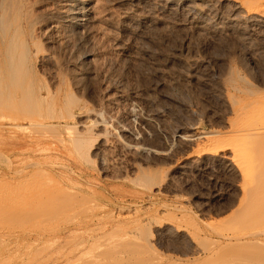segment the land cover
<instances>
[{
  "label": "rangeland",
  "instance_id": "obj_1",
  "mask_svg": "<svg viewBox=\"0 0 264 264\" xmlns=\"http://www.w3.org/2000/svg\"><path fill=\"white\" fill-rule=\"evenodd\" d=\"M27 1H30V10L28 6L25 7ZM60 1H22L23 7L32 14L31 17L34 16V21L36 20L38 24L34 22L35 26H38L34 30L36 33L32 30L34 29L32 24L30 31L27 30L21 36L28 43V54L26 53V62L23 64L26 71L22 66L24 79L26 72L29 73L26 78L30 80L25 81H32V85L36 84L37 87H35L42 89L44 93L51 89V93L55 92V95L43 93L46 100L40 103L39 116L38 112L37 117L33 116L31 120L33 124L28 119L9 120L7 115L11 117L13 113L12 117H14L13 105L11 107L8 105L12 104V101L7 102L8 104L6 101L5 104L2 102L6 109L0 106V264H224L223 257L220 261L218 254L224 256L222 253L226 251V254L229 252L228 259H225L228 264L231 261V264L242 262V264H264V220L257 216L253 220L239 221L235 217L233 220L237 221L232 219L229 221L226 217L234 208L228 206L230 201L239 192L237 186L235 188L237 181L231 173L218 164L188 162L179 169L175 166L173 161L175 159L152 158V160L150 157L149 161L145 162L147 166L144 162L140 161V163L146 169L148 166L151 170L159 169L161 175H166L167 180H161L157 187L153 182L144 184L138 180H129L133 179L130 171L133 160L136 161L135 158L119 148L110 140V133L108 131L106 133L92 121L93 113L98 112L97 114L104 121L110 122L111 119L126 121L128 127L132 126L131 130L136 128L138 131L144 126L137 122L139 120L137 116L140 117L141 113L148 111L149 114L160 111L162 117L168 120L164 117L158 118L157 121L153 119L155 124H153V131L150 130L149 139L152 143L155 141V145L158 143L160 145V141L164 140L162 136L164 127V130H174L176 127L189 128L193 127L194 123L196 126L197 121L200 128L223 131L225 127L222 120L233 117V113L225 109L223 99L229 97L228 101L238 100L240 102L236 103L235 107H239L238 105L244 104L241 100L243 92L248 93L251 92L250 90L264 92V26L260 24L252 26L240 16L230 15L232 14L231 5L225 6L222 3L219 5L218 0H209L213 3V5L210 4V12L206 5L191 6L184 3V0H101L104 11L100 13L97 10L101 14L96 12L100 17L97 16L99 20L91 19L77 26L71 20L63 16L62 19L59 16L58 11L61 9L59 7L62 5ZM240 1L245 7L258 8V13L264 15L263 6L255 5L259 0ZM228 13L230 16L227 15ZM36 16L40 19L37 20ZM1 17L0 11V19ZM13 25L16 24L9 27L7 35L0 36V47L3 45L1 37L5 41L16 36V40L20 38L17 25L14 26L15 28ZM11 28L14 32L18 31L15 33H18L16 36H12L14 33ZM30 32L35 33L34 36L31 34V37H35L37 43L41 41V44L36 43L35 47L33 45L30 47V44H33V42L30 43L33 39H29ZM4 48L0 50L2 51L0 52V71L5 70V67L6 71L8 70L6 66L8 60L3 57L5 56ZM6 58H8L7 54ZM4 70L0 74L1 79L8 72L4 74ZM60 71H62V77ZM135 91L146 100L148 99V105L140 106L133 96L129 97ZM67 93H70V96ZM0 94L3 93L0 92ZM263 94L262 98H264ZM253 95L249 98L257 97ZM65 97L67 101L70 100L69 98L78 100V104L82 106L70 109L75 115L66 111L72 114L66 119L65 116L68 114L65 115L63 112L65 110H62V108L69 109ZM0 98L5 99L4 95ZM2 99L0 101H3ZM57 99L60 104L56 102ZM132 100L139 106L135 102L133 104ZM62 101L64 105H67L65 108L63 104L61 105ZM258 101L262 102L261 98L255 99L256 103ZM261 102L262 105L264 101ZM55 103L62 108L57 107ZM46 105H48L47 109L44 108ZM7 106L13 111H10ZM147 107L148 111H146ZM52 109L56 111V114L52 113ZM105 110L108 111L107 116ZM135 110L139 111V114ZM130 111L133 116L129 115ZM16 112L17 117L18 112ZM47 117L50 120L53 118L52 121H49ZM154 120L160 123L156 125ZM91 124L93 125L90 126ZM41 125H44L45 129H42ZM66 125H69L70 129ZM81 127H86L89 132ZM84 130L91 135H85ZM157 132L160 137L162 136V140L160 138L157 140L155 137ZM77 135L83 136L82 138L92 136L89 144L81 148L85 153L71 142L74 138H80ZM103 138L108 140L106 145L108 148L100 146ZM74 149H78L79 152ZM188 151L192 152V149ZM96 153L104 155L106 159L104 163L109 162L104 165L99 164ZM25 166H28L29 174H31H28L30 176H27L28 178L21 175L24 169L21 170V168ZM128 169L130 173L127 172ZM32 170L38 174H33ZM113 173L116 174L113 175ZM123 175H127V178ZM35 177L37 181L33 180ZM22 181L24 184L28 181L29 188L23 185ZM45 183L48 184L45 185ZM30 186L37 190L33 191ZM24 188H28L27 191H23ZM21 193L30 197L28 202H24ZM43 201L46 203L44 204ZM35 204L38 206L33 209ZM176 216L179 219L175 218ZM225 217L226 222L223 221ZM153 221H157L160 226L175 227L172 229L170 227L172 231L167 232L154 231ZM252 221L256 222L255 225L251 224ZM215 222H219V225ZM223 222L228 224L229 232H231L230 229L246 234L260 229L262 232L255 237L242 236L237 240L232 239L243 244L237 245L239 243L229 241L215 233V227H220ZM246 223L251 226L247 227ZM136 228L140 230V234H148L150 243L144 246L140 244L142 247L135 244L137 242L130 243L139 234ZM176 229L182 231H176ZM130 234L131 236L134 234V237L132 238ZM201 244L205 246L201 247ZM135 250L138 252H134ZM211 251L216 254L212 252L211 255ZM256 253L259 254L258 257ZM250 254L252 257H249ZM214 256L216 257L212 261ZM239 257L240 261H238Z\"/></svg>",
  "mask_w": 264,
  "mask_h": 264
},
{
  "label": "bare ground",
  "instance_id": "obj_2",
  "mask_svg": "<svg viewBox=\"0 0 264 264\" xmlns=\"http://www.w3.org/2000/svg\"><path fill=\"white\" fill-rule=\"evenodd\" d=\"M22 1L23 0H0V11L2 12V17L0 19V36H2L3 34L7 35V31L9 30V27L12 25V24H16L17 27H18V31H19V37L18 40L17 39V34H15L16 32L18 31H15L12 29L14 26L16 25H13V27L11 28L14 35L12 36H16L11 38V39H7L6 41L4 40V38L2 39L1 37V42L3 40V45L0 47V50L5 47V56L3 55V57H5L6 60V66H7V71H6V67H5V70L4 69H1L2 71L4 70V74H6V76L4 74H2V76L4 75L5 77L1 79V75H0V92L3 93V94H0L1 95H4L5 99H2L0 98V100L2 99L3 101H0L1 104L0 106L3 107V109H6L4 108V106L2 105L5 101L6 103L9 102V101H12L11 103L12 104H8L10 105V107L12 106V109L14 110V117L13 116V113L11 115V117L8 116L9 120H12V121H22V120H26L28 119L29 121L32 120L33 116L36 115L37 117V114L39 116V107L41 106V102L44 100L45 102V95H51V94H54L55 95V92L51 93L52 91L48 90L47 93H44V91L40 88H36V84L35 85H32V81L28 82V81H25L26 79L28 80L29 78H26V75H29V73L27 74L26 72V75H25V79H24V70L23 68L25 69L26 67L23 65L26 61V53L28 52V43L26 41V39L22 38L21 36L25 34V32L27 30L30 31V28L34 26V29L32 28L33 32H35V24H36V20L34 21V16L31 17L32 14L29 13V11L27 9H25L23 7V4H22ZM25 1V0H24ZM37 1V0H36ZM40 1V0H39ZM62 1V5L61 7H59L60 11H58L60 13L59 16H63V18H66L67 20H71L74 24H76L77 26L78 25H83L85 24L88 20H91V19H97V14L96 12L98 13V11H104L102 10V7L103 4H101V0H61ZM60 1V2H61ZM165 1V0H164ZM173 1V0H172ZM176 1V0H175ZM213 1V0H212ZM212 1H209V0H184V3H188L189 5L191 6H199V5H206L207 6V10H209V7H210V4L213 5ZM220 3L219 5L222 3L224 4L225 6H227L228 4L231 5V13H228L227 15H236V16H240L243 20H245L246 22H249L252 26H254V24H260L261 26H264V15H260L258 13V8H252L251 7H245L244 3L241 2L240 0H218ZM217 1V2H218ZM244 1V0H243ZM260 1V0H259ZM255 4V5H258V6H263L264 8V2L260 1V3ZM32 2V1H31ZM46 2V1H45ZM104 2V1H102ZM211 2V3H210ZM38 3V2H37ZM40 3V2H39ZM42 3V2H41ZM254 3V2H253ZM28 4V5H26ZM25 4V7L27 8L28 6V9L31 8V6H29L30 4V1ZM43 4V3H42ZM40 4V5H42ZM54 4V3H53ZM61 4V3H60ZM59 4V5H60ZM227 4V5H226ZM260 4V5H259ZM37 5V4H36ZM52 5V4H51ZM102 5V7H101ZM185 5V4H184ZM187 5V4H186ZM228 5V6H229ZM248 5V4H247ZM254 5V7H255ZM33 6V5H32ZM38 6V5H37ZM169 6V5H168ZM223 6V5H221ZM256 6V7H258ZM34 7V6H33ZM173 7V6H172ZM36 8V7H35ZM46 8V7H45ZM49 8V7H48ZM101 8V9H99ZM220 8V7H219ZM227 8V7H226ZM34 9V8H33ZM43 9V8H42ZM57 9V10H59ZM30 10V9H29ZM46 10V9H45ZM98 10V11H97ZM33 12V10H31ZM30 11V12H31ZM42 11V10H41ZM40 11V13H41ZM211 10H209L208 12H210ZM49 12V11H48ZM47 12V13H48ZM57 12V11H56ZM109 12V11H108ZM123 12V11H122ZM121 12V13H122ZM149 12V11H148ZM197 12V11H196ZM207 12V11H206ZM216 12V11H215ZM38 13V12H37ZM58 13V14H59ZM101 13V12H100ZM98 13V14H100ZM107 13V11H106ZM120 13V14H121ZM173 13V12H172ZM39 14V13H38ZM37 14V15H38ZM42 14V13H41ZM114 15V13H112ZM133 14V13H132ZM189 14V13H188ZM214 14V13H213ZM220 14V13H218ZM36 15V13H35ZM101 15V14H100ZM137 15V14H136ZM229 15V16H230ZM96 16V18H95ZM107 16V15H106ZM116 16V15H115ZM133 16V15H132ZM212 16V15H211ZM222 16V15H221ZM40 17V16H39ZM43 17V16H42ZM54 17V16H53ZM99 17V16H98ZM102 17V16H101ZM214 17V16H213ZM232 17V16H231ZM37 19V16L35 17ZM58 18V17H57ZM60 18V17H59ZM62 18V19H63ZM100 18V17H99ZM105 18V16H104ZM144 18V17H143ZM164 18V17H163ZM226 18V17H224ZM237 18V17H236ZM235 18V19H236ZM40 19V18H39ZM37 19V20H39ZM54 19V18H53ZM135 19V18H134ZM133 19V20H134ZM223 19V18H222ZM234 19V18H233ZM56 20V19H55ZM99 20V19H97ZM104 20V19H102ZM129 20V19H128ZM228 20V19H227ZM232 20V19H230ZM46 21V20H45ZM105 21V20H104ZM110 21V20H109ZM114 21V19H113ZM217 21V20H216ZM236 21V20H235ZM21 22H23L21 24ZM35 22V24H34ZM55 22V21H54ZM61 22V21H60ZM111 22V21H110ZM116 22V21H115ZM220 22V21H219ZM19 23V24H18ZM38 23V22H37ZM42 23V22H41ZM114 23V22H113ZM118 23V22H117ZM192 23V22H191ZM228 23V22H227ZM226 23V24H227ZM33 24V26H31ZM91 24V22H90ZM94 24V23H92ZM184 24V23H183ZM215 24V23H214ZM218 24V23H216ZM235 24V23H234ZM20 25V26H18ZM38 25V24H36ZM40 25V24H39ZM42 25V24H41ZM68 25V24H67ZM72 25V24H70ZM92 26V25H91ZM90 26V27H91ZM100 26V25H99ZM227 26V25H226ZM257 25H255L256 27ZM260 26V27H261ZM16 27V28H17ZM38 27V26H37ZM36 27V29H37ZM49 27V26H48ZM68 27V26H67ZM101 27V26H100ZM217 27V26H216ZM230 27V26H229ZM234 27V26H233ZM15 28V27H14ZM89 28V27H88ZM263 28V27H262ZM39 29V28H38ZM45 29V28H44ZM64 29V28H63ZM109 29V28H107ZM175 29V28H174ZM17 30V29H15ZM100 30V29H99ZM188 30V29H186ZM28 31V33H29ZM7 32V33H6ZM31 33L28 34L30 35L29 39H31L32 41L30 43L33 42V44H30V47L31 45H33V47H35L34 45H36V41H35V37H31V34L32 36H34L33 34L35 33ZM42 32V30H41ZM45 32V31H44ZM87 32V31H86ZM261 33V32H260ZM225 34V33H224ZM11 35H9V37H12ZM94 36V35H93ZM5 37V36H3ZM8 37V36H6ZM37 38V37H36ZM228 38V37H227ZM229 39V38H228ZM34 41H35V44H34ZM255 41V40H254ZM41 42V41H40ZM40 42H38L39 44H41ZM62 42V41H61ZM37 43V44H38ZM59 43V42H58ZM84 43V42H83ZM1 44V43H0ZM43 47V46H42ZM108 48V47H107ZM21 51H20V50ZM36 49V48H34ZM45 49V48H44ZM20 51V52H19ZM32 51V50H31ZM39 49L36 50V52L38 53ZM48 51V50H47ZM46 51V52H47ZM2 52V51H0ZM32 53V52H31ZM3 54H4V51H3ZM6 54H7V57L9 58H6ZM28 54V53H27ZM36 54V53H35ZM47 54V53H46ZM50 54V53H49ZM53 55V54H51ZM49 56V55H48ZM84 56V55H83ZM29 57V56H28ZM41 57V56H39ZM38 57V59H39ZM47 57V56H46ZM55 57V56H54ZM53 57V58H54ZM95 57V56H94ZM52 58V57H51ZM4 59V58H3ZM4 59V60H5ZM55 59V58H54ZM118 59V58H117ZM40 60V59H39ZM42 60V59H41ZM50 60V59H49ZM97 60V59H96ZM47 61V59H46ZM53 61V60H52ZM55 62V61H54ZM96 62V61H95ZM5 63V61H4ZM28 63V62H27ZM89 63V62H88ZM257 64V63H256ZM93 65V64H92ZM101 65V64H100ZM22 66H24L22 68ZM4 67V66H3ZM95 67V66H94ZM28 68V67H27ZM56 69V68H54ZM90 69V68H89ZM88 69V70H89ZM95 69V68H94ZM226 69V68H225ZM62 70V69H61ZM91 70V69H90ZM103 70V69H102ZM243 70V69H242ZM0 71V74L1 72ZM26 71V69H25ZM87 71V70H86ZM230 71V70H229ZM229 71L227 73H229ZM60 76L62 77V71H60ZM105 72V71H104ZM72 73V71H71ZM74 73V72H73ZM78 73V72H77ZM64 74V72H63ZM70 74V72H69ZM75 76V74L73 75ZM83 76V75H82ZM93 76V75H92ZM91 76V77H92ZM29 77V76H28ZM72 77V76H71ZM79 77V76H78ZM99 77V76H98ZM75 78V77H73ZM252 78V77H251ZM54 80V78H52ZM77 79V77H76ZM84 79V77H83ZM82 79V80H83ZM91 79V78H90ZM30 80V79H29ZM60 80V79H59ZM67 80V79H66ZM80 80V79H79ZM62 81V80H61ZM78 81V79H77ZM32 82V83H31ZM91 82V81H90ZM115 82V81H114ZM70 83V82H69ZM75 83V82H74ZM77 85V83H75ZM83 84V83H82ZM256 84V83H255ZM263 84H264V81H263ZM71 85V84H70ZM36 86V87H35ZM80 86V85H79ZM48 87V85H47ZM69 87V86H68ZM73 87V86H72ZM78 87V86H77ZM263 87V86H262ZM257 88V87H256ZM45 89V88H44ZM135 89V88H134ZM255 89V88H254ZM260 89V88H258ZM262 89V88H261ZM260 89V90H261ZM53 90V89H52ZM86 90V89H85ZM94 90V89H93ZM106 90V89H105ZM249 91V89H247ZM54 91V90H53ZM57 91V89H56ZM130 91V90H129ZM251 92H243V97H241V100H243L244 104L243 105H238L239 107H235V104L236 103H239L240 101L238 100H233L231 99L230 101H228V98L226 99H223V102H224V106L226 107L225 109L227 110V112H232L233 113V117L231 118H224L222 120L223 122V125L225 127V129L222 131L220 130H208V129H205V128H200L198 126L199 123H197L196 121V126L195 123L192 126H190L189 128H186V127H176L174 130H170L168 127L169 130H164L163 128V138L164 140L163 141H160V145L159 143L157 145L154 144L155 141H153L151 138V141L150 142V139H149V134H150V130L153 128V119L155 118V120L157 121L158 118H161L163 119L162 115L160 114V111L159 112H153L152 114H149L148 112V107H147V110L148 111L147 113H144L140 115V117L137 116V118L139 120H137V122L139 121L141 124H143L144 128L141 127V130H131V125L130 127H128V124H126L124 121L120 120H116L114 121V119H111L110 122L109 121H104L102 120L100 117H99V114H97L98 112H94L93 113V124L94 122L95 125L97 124V126L101 127V129L103 128L105 130L106 133H110V140H112L113 142H115L119 148H121L122 150H124L125 152L129 153L130 155H132L136 161H139V162H132V165H131V173H132V177L133 179H129V180H138V181H141L143 182L144 184L145 183H150V182H153L155 184V186L157 187L158 185H160V181L161 180H167L165 178L166 175H161L162 173L159 172L157 169L151 170V167L148 166V169H146V167H144L142 165L141 162H146V160H148V158L151 157L152 158H172L175 159L173 160L174 163H175V166L177 168H181L182 166H184V164L188 163V162H197V163H212V164H218L220 166H222L224 168V170H226L227 172L231 173L233 176H234V180L237 181V183L235 184V188L237 186V188L239 189V192H237V195L230 201V204L228 205L229 207L233 208L228 215H226L227 218H229V221L233 218L236 217V219L238 218L239 221H243V219H252L259 216L261 217V219L264 220V103H262L264 101V98H262V94L264 92L261 91H252L250 90ZM264 91V90H263ZM46 92V91H45ZM69 92V91H68ZM143 92V91H142ZM43 93L45 95H43ZM65 93V92H64ZM116 93V91H115ZM145 93V92H143ZM217 93V92H216ZM221 93V92H220ZM256 94V95H253V94ZM73 94V93H72ZM111 94V93H110ZM120 94H123V93H120ZM67 95L70 96V93ZM102 95V94H101ZM228 95V94H227ZM241 95V94H240ZM251 95H253V97H256L255 99L258 100V98H261L262 100V105L260 104V102L258 101V103L255 102V99H251L249 98ZM264 95V94H263ZM128 96V95H127ZM134 97L136 100V102H138L141 105H143L145 107V105H148L147 104V101L148 99L146 100L144 96L140 95L138 92H133L132 95H129V97ZM148 96V95H147ZM146 96V97H147ZM50 98V96H48ZM82 97V96H81ZM149 97V96H148ZM233 97V96H232ZM66 98V101L68 100L67 97ZM111 98H112V95H111ZM114 98V96H113ZM231 98V96H230ZM54 99V98H53ZM70 100L67 101V105L69 107L68 108H65L67 105H64L63 102L65 101H62L61 105L63 104L64 108H62V110H65L63 112H65V115H67L70 111V109H73V108H81L82 106H80L78 104V100H74L69 98ZM84 99V98H83ZM116 99V98H115ZM150 99V98H149ZM222 100V99H221ZM77 103H75V102ZM115 101V100H113ZM118 101V100H117ZM125 101V100H124ZM134 101V102H135ZM3 102V103H2ZM55 102V101H54ZM58 104H60L57 99ZM98 102V101H97ZM116 102V101H115ZM123 102V101H122ZM133 102V100H132ZM133 102V104H134ZM135 102V103H136ZM255 102V104H254ZM14 103V104H13ZM119 103V102H118ZM121 103V102H120ZM150 103V102H149ZM5 104V103H4ZM47 104V103H46ZM56 104V103H55ZM54 104V105H55ZM104 104V103H103ZM126 104V103H125ZM137 104V103H136ZM135 104V105H136ZM15 105V106H14ZM53 105V106H54ZM127 105V104H126ZM132 105V104H131ZM138 105V104H137ZM151 105V104H149ZM48 105H46L44 108H46ZM57 107H59V105L56 104ZM85 106V105H84ZM97 105H95L96 107ZM106 105L104 104V107ZM118 106H121V105H118ZM139 106V105H138ZM137 106V107H138ZM152 106V105H151ZM10 107L7 106L8 109H10ZM14 107L16 109H14ZM135 107V106H134ZM60 108V107H59ZM60 108V109H61ZM88 108V107H87ZM109 108V107H108ZM140 108V107H139ZM138 108V109H139ZM10 109V111L12 110ZM47 109V108H46ZM67 109V110H66ZM105 109V108H104ZM103 109V110H104ZM137 109V108H136ZM150 109V108H149ZM12 110V111H13ZM18 112L17 117L15 116V112L16 111ZM58 110V109H57ZM80 110V109H79ZM108 110V109H107ZM113 110V109H112ZM129 110V109H128ZM127 110V112H128ZM131 110V108H130ZM45 111V110H44ZM68 113H67V112ZM77 111V110H76ZM81 111V110H80ZM90 111V110H89ZM106 111V110H105ZM109 111V110H108ZM108 111H106L105 115L107 116L108 115ZM116 111V110H114ZM134 110H132L133 112ZM137 111V110H135ZM145 111V110H144ZM152 111V110H151ZM155 111V110H154ZM164 111V110H163ZM16 112V113H17ZM38 112V113H37ZM51 112V111H50ZM56 112V111H55ZM52 109V113H55ZM111 112V111H110ZM139 111H137V114ZM200 112V111H199ZM37 113V114H36ZM48 113V112H47ZM51 114V116H53ZM60 113V112H59ZM72 113V112H71ZM90 113V112H89ZM113 113V112H112ZM131 113V111H130ZM129 115H132V113ZM135 113V112H134ZM11 114V113H10ZM56 114V113H55ZM61 114V113H60ZM73 114V113H72ZM72 114H68L67 116H65V119L66 117H71L70 115ZM116 114V113H115ZM119 114V113H117ZM135 114V115H137ZM198 114V113H197ZM75 115V114H73ZM104 115V116H105ZM113 115V114H112ZM55 116V115H54ZM85 116V115H84ZM88 116V115H86ZM133 116V115H132ZM57 117H61V116H57ZM63 117V115H62ZM73 117V116H72ZM110 117H111V114H110ZM125 117V116H124ZM49 119V117H47ZM56 118V116H55ZM115 118V117H113ZM121 118V117H120ZM133 118V117H132ZM165 118V117H164ZM46 119V118H45ZM44 119V120H45ZM53 119V118H52ZM52 119L49 121H52ZM64 120V118H62ZM105 119V117H104ZM107 119V118H106ZM119 119V118H118ZM122 119V118H121ZM167 119V118H165ZM195 119V118H194ZM199 119V118H198ZM57 120H60V119H57ZM128 120V119H127ZM154 120V121H155ZM168 120V119H167ZM165 120V121H167ZM122 121V122H121ZM155 121V122H156ZM164 121V120H163ZM164 121V122H165ZM44 122V121H43ZM123 122L126 124H123ZM128 122V121H127ZM135 122V121H134ZM162 122V120H161ZM164 122L162 124H164ZM211 122V121H210ZM30 123L33 124V121H31ZM51 123V122H50ZM139 123V124H140ZM160 123V122H158ZM158 123L156 122V125H158ZM38 124V123H36ZM35 124V125H36ZM40 124V123H39ZM65 124V123H64ZM90 124V123H89ZM93 124H91L90 126H92ZM132 124V123H131ZM215 124V123H214ZM51 125V124H50ZM138 125V124H137ZM154 125V127L156 126ZM217 125V124H216ZM29 126V125H28ZM34 126V125H33ZM39 126V125H38ZM44 125H41L40 127L43 129ZM67 128L69 127V125H66ZM83 126V125H82ZM142 126V125H141ZM163 126V125H162ZM221 126V125H220ZM17 127V126H16ZM30 127V126H29ZM32 127V126H31ZM72 127V126H70ZM89 127V126H88ZM96 126H94L95 128ZM159 127V126H158ZM38 128V127H37ZM73 129L75 128L72 127ZM83 128V127H81ZM86 128V127H84ZM83 128V129H84ZM129 128V129H128ZM161 128V126H160ZM21 129V128H20ZM23 129V128H22ZM34 129V128H33ZM45 129V128H44ZM64 129V128H63ZM70 129V128H68ZM139 129V128H137ZM39 130V129H38ZM48 130V129H47ZM53 131V129H51ZM76 130V129H75ZM85 130H88L87 128ZM87 133V131H85ZM156 130V129H155ZM49 131V130H48ZM56 131V129L54 130ZM67 131V130H65ZM78 131V130H76ZM81 131V130H80ZM83 131V130H82ZM81 131V132H82ZM108 131V132H107ZM153 131V129H152ZM162 131V129H161ZM83 132V133H84ZM89 132V130H88ZM59 133V132H58ZM82 133V134H83ZM85 135H91L90 133H87ZM155 133V132H153ZM78 134V133H77ZM96 134V133H94ZM103 134V133H102ZM81 135V133H80ZM80 135L78 137H80ZM84 135V134H83ZM93 135V134H92ZM97 135V134H96ZM161 136V137H162ZM83 136H81L79 139H74L71 140L72 144L73 142L79 150L81 148H84L85 145L87 146V144H89L90 140H92V136L90 137H84L82 138ZM108 137V138H109ZM155 137H157V140H162L161 137L159 136V133L157 132L155 134ZM57 139V138H56ZM62 139V138H61ZM71 139V137L69 138ZM149 139V141H148ZM60 140V139H59ZM61 141V140H60ZM95 141V139H94ZM112 142V144H113ZM108 144V140L106 138H103L101 141H100V146L101 147H105L106 145ZM110 144V143H109ZM115 144V145H116ZM72 145V146H73ZM91 145V144H90ZM116 145V146H117ZM114 146V147H116ZM194 146H195V149H194ZM89 147V146H88ZM90 148V147H89ZM100 148V147H99ZM98 148V150H99ZM106 148H108L106 146ZM78 149H74L75 151H78ZM88 149V148H87ZM189 149H192V152H189L188 150ZM83 151V149H81ZM86 150V148H85ZM103 150V149H102ZM80 151V153L83 154V152ZM88 151V150H87ZM86 151V152H87ZM97 151V149H96ZM78 153V154H80ZM85 153V152H84ZM98 153V151H97ZM96 153V154H97ZM100 153V152H99ZM102 153V152H101ZM121 153V152H120ZM81 154V155H82ZM88 155V153L86 154ZM91 156V155H90ZM97 158H99L98 160L100 161L99 164H107V163H104L106 161L105 157L103 154H97L96 156ZM87 158V157H86ZM128 158H130L128 156ZM82 159V158H81ZM111 160V159H110ZM121 160V159H120ZM123 160V159H122ZM153 160V159H152ZM162 160V159H161ZM164 160V159H163ZM85 161V160H84ZM116 161V160H115ZM124 161V160H123ZM149 161V160H148ZM172 161V162H173ZM88 162V160H87ZM90 162V161H89ZM129 162V161H128ZM157 161L155 160V163ZM161 162V161H160ZM112 163V162H110ZM162 163V162H161ZM126 164V163H125ZM146 164V163H145ZM159 164V162H158ZM166 164V163H165ZM100 165V166H102ZM110 165V164H109ZM115 166V164H113ZM124 165V164H123ZM34 166V165H33ZM112 166V165H111ZM110 166V167H111ZM129 166V165H128ZM147 166V164H146ZM172 166V165H171ZM35 167V166H34ZM105 167V166H103ZM102 167V168H103ZM130 167V166H129ZM150 167V168H149ZM24 168V169H23ZM109 168V167H108ZM23 169V175L24 177L28 178L30 176H28L29 174V170H28V166H25V167H22L21 170ZM105 169V168H103ZM130 169V168H129ZM129 169L127 172H129ZM111 170V169H110ZM113 170V169H112ZM118 170V169H117ZM121 170V169H119ZM33 171V170H32ZM32 171L30 173H32ZM125 171V170H123ZM121 172V171H119ZM129 172V173H130ZM8 173V172H7ZM36 173L38 174L37 172H34L33 171V174ZM122 173V172H121ZM125 173V172H124ZM80 174V173H79ZM110 174V173H109ZM116 174V173H115ZM113 173V175H115ZM127 174V173H125ZM164 174V173H163ZM182 174V173H181ZM31 175V174H29ZM112 175V174H110ZM119 175V174H118ZM28 176V177H27ZM122 176V175H120ZM119 176V178H120ZM127 175H123L124 178H127L126 177ZM83 177V176H81ZM130 176V178H132ZM172 177V176H171ZM170 177V178H171ZM84 178V177H83ZM82 178V179H83ZM115 178V177H114ZM129 178V177H128ZM33 179V178H32ZM42 179V178H41ZM113 179V178H112ZM169 179V178H168ZM23 180V179H22ZM25 180V179H24ZM27 180V179H26ZM30 180V179H29ZM33 180H36V177L35 179ZM38 180V179H37ZM36 180V181H37ZM23 182V181H22ZM33 182V181H31ZM137 182V181H136ZM163 182V181H162ZM234 182V181H233ZM30 183V182H29ZM139 183V182H138ZM137 183V184H138ZM23 185H27V187L29 188L28 186V181L26 184H24V182L22 183ZM48 184V183H47ZM45 183V185H47ZM30 185V184H29ZM32 185V183H31ZM18 186V185H17ZM53 186V185H52ZM153 186V185H152ZM22 187V186H21ZM24 187V186H23ZM26 187V186H25ZM31 188H33L32 186H30ZM35 187V186H34ZM42 187V186H41ZM28 188H24L23 191H27ZM51 188V187H50ZM56 188V187H55ZM53 189V188H52ZM37 190V189H35ZM34 188H33V191H35ZM56 190V189H55ZM30 191V189H29ZM43 192V191H42ZM52 192V191H51ZM234 192V191H233ZM11 193V192H10ZM33 193V192H32ZM75 193V191H74ZM29 194V193H28ZM35 194V193H34ZM53 194V193H52ZM61 195V193H59ZM69 194V193H68ZM71 194V193H70ZM12 195V194H11ZM14 195V194H13ZM20 195V194H18ZM45 195V194H44ZM55 195V194H54ZM65 195V194H63ZM77 195V193H76ZM10 196V195H9ZM32 196V195H31ZM36 196V195H35ZM47 196V195H46ZM82 196V195H81ZM11 197V196H10ZM21 197H23L22 199L24 200V202H28L27 200L30 198L28 197V195L24 194L22 195L21 193ZM20 197V198H21ZM50 197V196H49ZM77 197V196H76ZM12 198H14L12 196ZM11 198V199H12ZM18 198V197H17ZM46 198V197H45ZM48 198V197H47ZM46 198V199H47ZM67 198V197H66ZM81 199V197H78ZM85 198V197H83ZM148 198V197H147ZM36 199V198H35ZM43 199V198H42ZM57 199V198H55ZM54 199V200H55ZM33 200V199H32ZM52 200V199H51ZM58 200V199H57ZM60 200L63 201V199L60 198ZM69 200V199H68ZM79 199H77L78 201ZM39 201H41L39 199ZM38 201V202H39ZM50 201V200H49ZM61 201V202H62ZM71 201V200H70ZM90 201V200H89ZM44 202V201H43ZM52 202V201H51ZM57 201L55 200V203ZM60 202V201H59ZM58 202V203H59ZM80 202V201H79ZM92 202V201H91ZM46 202H44L45 204ZM76 203V202H75ZM229 203V202H228ZM37 204V203H36ZM33 205V209L34 207L36 208L37 206ZM41 204V202H40ZM39 204V205H40ZM52 204V203H50ZM54 204V203H53ZM65 204V203H64ZM73 204V203H72ZM85 204V203H84ZM18 205V204H17ZM57 205V204H56ZM68 205V203H67ZM74 205V204H73ZM79 205V204H78ZM22 206H25V205H22ZM27 206V204H26ZM29 206V205H28ZM41 206V205H40ZM55 206V205H54ZM58 207H60V205H57ZM81 206V205H79ZM78 206V207H79ZM90 206V205H89ZM72 207V206H71ZM70 207V208H71ZM68 208V207H67ZM69 208V209H70ZM72 209V208H71ZM123 209V208H122ZM121 209V210H122ZM3 210V209H2ZM5 210V209H4ZM30 210V209H29ZM75 210V208L73 209ZM78 210V209H77ZM120 210V209H119ZM120 210V211H121ZM33 211V210H32ZM68 211V210H67ZM3 212V211H2ZM22 212H25V211H22ZM59 212V211H58ZM61 212V210H60ZM65 212V211H64ZM79 212V211H78ZM126 212V210H125ZM215 212V211H214ZM21 213V212H20ZM75 213V212H74ZM23 214V213H22ZM27 214V213H26ZM164 214V213H163ZM61 215V214H59ZM64 215V214H63ZM75 215V214H74ZM123 215V214H122ZM168 215V214H167ZM237 215V216H236ZM24 216V215H23ZM28 216V215H26ZM56 216V215H55ZM69 216V215H68ZM169 216H172V215H169ZM174 216V215H173ZM225 217V220L223 219V221L226 222L227 218ZM177 219H179L177 216L175 217ZM174 218V219H175ZM224 218V217H223ZM172 219V218H171ZM218 219V218H217ZM234 219V220H236ZM211 220V219H210ZM220 220V219H219ZM233 220V221H234ZM260 221V218L258 219ZM237 221V220H236ZM115 222V220H114ZM211 222V221H210ZM225 222H223V224H221L220 227H215V233L220 236V237H223L225 239H228L229 241L232 240V239H239L241 238L242 236H247V237H255L256 234L262 232L260 230H257V231H252L250 232L249 234H246L244 232H236L232 229H230L231 232H229L228 230V224ZM228 222V221H227ZM116 223V222H115ZM148 223V222H147ZM150 223V222H149ZM208 223V222H207ZM216 223V222H215ZM214 223V224H215ZM219 223V222H218ZM216 223V224H218ZM222 223V222H221ZM230 223V222H228ZM253 223V221L251 222V224ZM254 223H256L254 221ZM253 223V224H254ZM113 224V223H112ZM111 224V225H112ZM145 224V222H144ZM163 224V223H162ZM249 224V223H248ZM251 224H249L251 226ZM146 225H149V224H146ZM171 225V224H170ZM219 225V224H218ZM249 225H247L246 223V226L249 227ZM255 225V224H254ZM261 226V225H260ZM173 226H160V224L157 222V221H153L152 222V229L155 231H172L171 229ZM175 227V226H174ZM173 227V228H174ZM258 227H259V224H258ZM133 228V227H132ZM146 228V226H145ZM149 228V227H148ZM217 228V229H216ZM242 228V227H241ZM251 228V227H250ZM137 229V228H136ZM135 230V229H134ZM147 230V229H146ZM243 230V229H242ZM140 230H136V232L138 233ZM176 231H182L181 229H176ZM228 231V232H227ZM141 232H139L138 236H135L134 237V234L132 235L135 239H133V242H130L131 244L134 243V242H137L135 244H139V246L143 245L144 244H148L150 243V238L148 236V234L146 233H142L140 234ZM164 233V232H163ZM107 234V233H106ZM150 234V232H149ZM215 234V235H216ZM197 235V234H196ZM131 236V234H130ZM131 236V237H132ZM199 236V235H197ZM130 237V238H131ZM132 237V238H133ZM122 239V238H121ZM264 239V238H263ZM126 240V239H125ZM218 240V239H216ZM235 240H232V241H235ZM244 240V239H243ZM254 240V239H253ZM68 241V240H67ZM119 241V240H118ZM130 241V239H129ZM127 241V242H129ZM240 241V240H239ZM249 241H252V240H249ZM258 241V240H257ZM124 242V241H123ZM198 242V241H196ZM237 242V241H235ZM241 242V241H240ZM256 242V241H255ZM118 243V242H117ZM122 243V242H121ZM194 243V242H193ZM230 243V242H229ZM233 243V242H232ZM239 243V242H237ZM235 243V244H237ZM65 244V243H64ZM141 244V245H140ZM225 244V243H224ZM227 244V243H226ZM225 244V245H226ZM234 244V245H235ZM120 245V244H119ZM124 245V244H123ZM151 246V244H149ZM223 245V244H221ZM233 245V246H234ZM237 245H243V244H237ZM253 245V244H252ZM138 246V245H137ZM205 246L204 244H201V247ZM228 246V245H226ZM231 245L229 244V248ZM251 246V245H250ZM123 247V246H122ZM136 247V246H135ZM142 247V246H141ZM225 247V246H224ZM241 247V246H240ZM107 248V247H106ZM128 248V247H127ZM147 248V247H146ZM218 248V247H217ZM223 248V247H222ZM221 248V249H222ZM235 248V247H234ZM120 249V248H119ZM252 249V248H251ZM250 249V250H251ZM256 249V248H254ZM130 250V249H129ZM133 250V249H132ZM131 250V251H132ZM141 250V248H140ZM116 252L119 251V250H115ZM124 251V250H123ZM129 251V252H131ZM137 250H135L134 252H136ZM256 251V250H254ZM106 252V251H105ZM114 252V251H113ZM133 252V251H132ZM138 252V251H137ZM212 252L211 251V255H212ZM227 252V251H226ZM226 252L222 253L224 254V256H221L220 254L219 255V258L220 261L222 259V262H225L224 264H228L227 260L225 259H228V254L229 252L226 254ZM239 252V250H238ZM100 253V251H99ZM107 253V252H106ZM213 254H216V252ZM226 254V256H225ZM258 254V253H256ZM228 255V256H227ZM233 255V254H232ZM242 255H243V251H242ZM208 256V255H207ZM259 256V254L257 255V257ZM130 257H134V256H130ZM216 256L212 257V261L214 260L213 258H215ZM221 257V258H220ZM233 256H231L232 258ZM244 257V255H243ZM249 257H252L251 254ZM256 257V258H257ZM264 257V255H263ZM262 257V258H263ZM127 258V257H126ZM129 258V257H128ZM245 258V257H244ZM135 259V258H134ZM137 259V258H136ZM135 259V260H136ZM233 259V258H232ZM254 257H253V261H254ZM210 260V258H209ZM237 260V259H236ZM250 260V259H249ZM92 261V260H91ZM134 261V260H133ZM238 261H240V257L238 259ZM136 262V261H135ZM134 262V263H135ZM219 262V261H218ZM227 262V263H226ZM230 262V260H229ZM236 262V261H234ZM232 263V261H231ZM229 263V264H231ZM237 263V262H236ZM239 263V262H238ZM243 263V262H242ZM241 263V264H242ZM235 264V263H234Z\"/></svg>",
  "mask_w": 264,
  "mask_h": 264
}]
</instances>
